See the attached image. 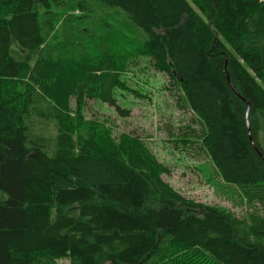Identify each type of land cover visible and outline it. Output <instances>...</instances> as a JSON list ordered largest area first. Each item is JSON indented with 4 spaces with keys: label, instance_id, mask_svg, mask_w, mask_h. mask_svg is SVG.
I'll return each mask as SVG.
<instances>
[{
    "label": "trees",
    "instance_id": "obj_1",
    "mask_svg": "<svg viewBox=\"0 0 264 264\" xmlns=\"http://www.w3.org/2000/svg\"><path fill=\"white\" fill-rule=\"evenodd\" d=\"M59 22L71 45L139 30L137 52L176 81L220 177L264 209V0H0V264H163L178 247L174 257L264 264V217L183 197L138 138L75 139L65 112L37 109L73 97L127 115L114 94L128 53L64 61L45 40ZM7 84L23 90L6 95ZM28 116L54 130L34 132Z\"/></svg>",
    "mask_w": 264,
    "mask_h": 264
},
{
    "label": "rangeland",
    "instance_id": "obj_2",
    "mask_svg": "<svg viewBox=\"0 0 264 264\" xmlns=\"http://www.w3.org/2000/svg\"><path fill=\"white\" fill-rule=\"evenodd\" d=\"M60 27L61 23H56L45 40L56 46L54 56L64 61L88 58L100 51L128 53L121 75L124 87L115 89L114 94L116 105L127 115L122 116L114 106L97 100L73 97L66 99L61 106L43 99L37 104V109L53 108L60 113L65 112L71 118L75 139L99 134L119 144L122 136L138 138L164 169L162 179L165 183L183 197L223 209L244 221L250 217H264L260 203L248 199L243 189L226 183L220 177L202 145L204 125L189 108L176 81L169 73L157 70L148 56L137 52L140 41L144 39L139 30L124 23L117 26L116 32L102 38L74 39L71 45L61 42ZM18 90L23 88L8 84L4 87L6 95H13ZM28 120L34 132L42 133L43 127L54 130L52 121L39 120L35 116H28ZM181 251L184 250L180 247L171 248L163 264H184V259L191 260L193 264H211L204 257H196L192 250L173 256ZM36 259L39 264H79L71 256Z\"/></svg>",
    "mask_w": 264,
    "mask_h": 264
},
{
    "label": "water",
    "instance_id": "obj_3",
    "mask_svg": "<svg viewBox=\"0 0 264 264\" xmlns=\"http://www.w3.org/2000/svg\"><path fill=\"white\" fill-rule=\"evenodd\" d=\"M247 113H248V106H247V111H246V121H247ZM249 139H250V141H251L250 136H249Z\"/></svg>",
    "mask_w": 264,
    "mask_h": 264
}]
</instances>
